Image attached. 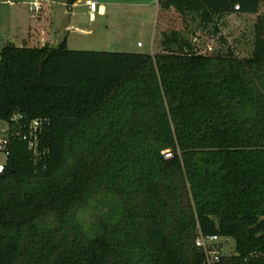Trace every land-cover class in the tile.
I'll use <instances>...</instances> for the list:
<instances>
[{
  "label": "trees",
  "instance_id": "1",
  "mask_svg": "<svg viewBox=\"0 0 264 264\" xmlns=\"http://www.w3.org/2000/svg\"><path fill=\"white\" fill-rule=\"evenodd\" d=\"M260 2L158 6L207 29ZM160 46L1 49L0 264H203L199 232L233 240L232 264H264V17L249 58L204 55L178 32ZM34 120L37 156L17 136Z\"/></svg>",
  "mask_w": 264,
  "mask_h": 264
},
{
  "label": "rangeland",
  "instance_id": "2",
  "mask_svg": "<svg viewBox=\"0 0 264 264\" xmlns=\"http://www.w3.org/2000/svg\"><path fill=\"white\" fill-rule=\"evenodd\" d=\"M86 1L72 8L67 0H0V51L8 44L21 47L24 33L38 25L51 27L55 34L71 25L64 33L71 51L152 55L153 51L162 52L164 34L178 32L204 55H226L231 49L243 59L251 56L255 26L264 17L261 0L258 14L218 16L215 25L205 29L200 15H181L176 9L161 12L158 0H92L98 4L95 14L90 13ZM35 2L40 6L38 12L33 11ZM6 163L7 156L0 152V167ZM234 249L232 240L229 250Z\"/></svg>",
  "mask_w": 264,
  "mask_h": 264
},
{
  "label": "built area",
  "instance_id": "3",
  "mask_svg": "<svg viewBox=\"0 0 264 264\" xmlns=\"http://www.w3.org/2000/svg\"><path fill=\"white\" fill-rule=\"evenodd\" d=\"M86 5L91 14L97 13V2L87 0ZM35 9L38 10L39 7L35 6ZM236 10L239 11L240 8L237 6ZM139 47H142V45L139 44ZM16 120L17 119L14 118L15 122H17ZM45 124L46 121L34 120L29 124L26 133H17V136L28 144L29 150L34 152L36 156L39 155V141ZM10 138V126L5 122L0 121V152L4 153L7 158L10 154ZM4 168V166L0 167V174L4 172ZM231 241V239L220 237L218 235H204L202 232H199L195 246L204 255L203 264H232V258L236 256V253L235 249L233 251L229 250V244Z\"/></svg>",
  "mask_w": 264,
  "mask_h": 264
},
{
  "label": "crops",
  "instance_id": "4",
  "mask_svg": "<svg viewBox=\"0 0 264 264\" xmlns=\"http://www.w3.org/2000/svg\"><path fill=\"white\" fill-rule=\"evenodd\" d=\"M82 2H83V0H81L80 2H78L77 4H75L72 8L77 7L78 4H81ZM35 6H38L39 9H40V6H39V3L38 2H35L34 3L33 11L34 12L40 11L39 9L36 10L35 9ZM103 12H104V10H102V13ZM92 18H94V15H92ZM69 26H71V25H68V27H66L63 30L64 32H61L60 31V33H59V31H58V33L55 34V32L52 30L51 27L48 28L46 25H44V27L42 25H38L35 28L34 31L31 29V31L29 33H27V32L24 33L25 36L22 38V45H21V47L27 46L29 48H40V47H43V46H45L47 44L56 47V46L60 45V43L64 39H67V44H68L69 43V37L68 38L65 37V34L64 33L67 31V29L69 28ZM67 47H68V45H67ZM157 53L158 52L153 51L152 52V55H155Z\"/></svg>",
  "mask_w": 264,
  "mask_h": 264
},
{
  "label": "water",
  "instance_id": "5",
  "mask_svg": "<svg viewBox=\"0 0 264 264\" xmlns=\"http://www.w3.org/2000/svg\"><path fill=\"white\" fill-rule=\"evenodd\" d=\"M196 51V50H195Z\"/></svg>",
  "mask_w": 264,
  "mask_h": 264
}]
</instances>
